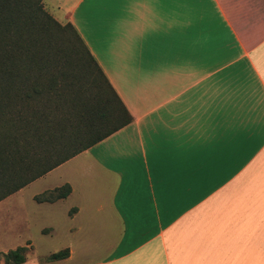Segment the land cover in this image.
I'll list each match as a JSON object with an SVG mask.
<instances>
[{"label":"crops","instance_id":"0c3cea01","mask_svg":"<svg viewBox=\"0 0 264 264\" xmlns=\"http://www.w3.org/2000/svg\"><path fill=\"white\" fill-rule=\"evenodd\" d=\"M40 4L130 121L33 181L66 167L35 206L67 256L22 264H264V0Z\"/></svg>","mask_w":264,"mask_h":264},{"label":"trees","instance_id":"16d2710c","mask_svg":"<svg viewBox=\"0 0 264 264\" xmlns=\"http://www.w3.org/2000/svg\"><path fill=\"white\" fill-rule=\"evenodd\" d=\"M40 1L0 0V201L130 121L75 31L68 24L54 22ZM44 24L68 30L70 42L77 44H71L77 53L76 66L93 88L86 99L75 95L69 100L63 95L71 89L83 92L77 90L78 83L74 88L77 77L69 74L65 55L52 48ZM59 103L77 108L75 119L59 113ZM68 121L76 124L66 126ZM69 191L63 185L35 200L54 202ZM24 253L25 248L17 247L0 253V258L3 264H22ZM66 256L62 250L45 260Z\"/></svg>","mask_w":264,"mask_h":264},{"label":"rangeland","instance_id":"374dc122","mask_svg":"<svg viewBox=\"0 0 264 264\" xmlns=\"http://www.w3.org/2000/svg\"><path fill=\"white\" fill-rule=\"evenodd\" d=\"M27 10H24L26 12ZM39 23V22H38ZM43 29H48L50 32V42L52 48L55 51H60L62 56L65 55L67 61L70 63V75L77 77V82L73 83V86L77 84L78 89H75L83 93L74 92L75 90H65L66 95L71 100L72 96L77 95L78 98L86 99V96L93 92V88L90 85L88 79H82L80 73H82L76 66L77 53L73 51V46L77 47V44L69 40L68 30H56L59 28L51 27L50 24H44ZM68 29V28H65ZM42 36V35H41ZM72 40V39H71ZM40 43L44 44V40L40 38ZM71 44L73 46H71ZM50 47L48 45H44ZM50 49V48H49ZM92 75V74H91ZM93 77V76H92ZM82 86V87H80ZM85 101V100H81ZM58 112L61 114L71 115L72 119H75V113L77 108L71 107L70 104L62 105L59 103ZM69 124H76L74 121L66 122V126ZM67 176L66 167L45 176L27 187L18 190L17 192L7 196L0 201V253H5L9 250L17 248V246L24 240L28 238L33 243V254L39 256L36 258L37 261H46L45 255L50 254L56 247H59L61 242L57 239H49L47 236H42L44 234V222L45 217L40 208H36L35 203H48L46 201L37 202L36 197H41L50 191V188L60 184V181ZM55 189V188H54ZM38 209V210H37ZM32 256V253H31ZM43 256V257H41ZM43 263V262H42ZM46 263V262H45ZM1 264V258H0ZM3 264V263H2Z\"/></svg>","mask_w":264,"mask_h":264}]
</instances>
